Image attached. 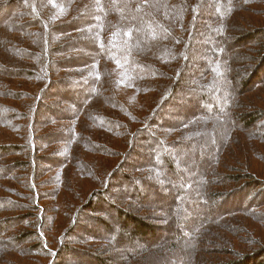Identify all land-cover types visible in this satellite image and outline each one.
Wrapping results in <instances>:
<instances>
[{"label":"rangeland","instance_id":"obj_1","mask_svg":"<svg viewBox=\"0 0 264 264\" xmlns=\"http://www.w3.org/2000/svg\"><path fill=\"white\" fill-rule=\"evenodd\" d=\"M171 1H151L149 15L161 21H171L174 10L182 3L181 0ZM72 2L73 16L81 9L79 14L84 16L82 24L85 26H94L99 19L105 20L113 12L109 0L101 3L97 11L87 6V1L80 7L75 6L74 0ZM131 2L127 6L129 10L136 5ZM221 2L233 8L235 15L231 24L228 19L213 16L205 25L208 28L215 24L218 30H221L220 26L223 28L218 43L224 52L214 56L220 57L230 72L221 82L220 92L221 96L229 95L228 109L214 110L210 116L215 119L208 123H201V119L191 120L204 114L199 112L200 104H203L200 96L214 93L206 86V75L201 70L210 55L200 58L204 63L197 59L192 65H187L180 88L167 98V103L181 104L183 113L166 117L172 112L167 104L160 113L158 108L155 115L158 114L149 123L141 121L137 126V123L126 119L130 128L131 125L138 128L135 132L131 128L130 136H116L112 131L93 124L96 113L107 115L109 122L118 118L124 121L125 117L121 112L108 108L104 98L89 94L88 83L77 87L74 94L71 91L74 105L79 104L81 97L93 101L85 107V114L77 126L65 117L55 120L54 126L49 120L57 113L51 109H47V113L52 114H47L50 119L41 120L42 139L36 137L39 151L35 152L34 162L43 168V173L40 180L35 179V182L39 180L35 183L39 195L34 204L36 207L26 196L13 195L4 189L6 185L22 190L23 171L16 165L10 167L8 163L25 157L17 153H0V163L6 166L0 172V221L14 217L13 223L17 225H12L11 232L22 228L29 234L34 230L30 224L39 219H33V216L38 214L51 242L45 246L38 237L43 253L35 255L29 249L39 242L31 233L23 242L0 247V264H264V32L256 36L252 33L264 30V0ZM8 10L0 9V27L9 26L14 19L17 8L8 7ZM131 16L135 17L127 13L128 21L119 20L121 24L135 25L136 31L140 32L133 49L139 57L145 56L149 62L158 64L156 56L146 45L158 48L161 40L154 35L149 37L148 24H139ZM77 26L73 25V28ZM92 33L90 29L62 36L65 42L63 51L75 54L81 50L87 56L83 64L73 68L93 62L97 52ZM55 36L62 38L58 34ZM18 38L14 37V41ZM185 42L183 38L180 44L185 45ZM187 44L193 46L190 41ZM211 47L208 44L207 50ZM39 49L35 48L36 51ZM0 63L14 69H25L32 60L27 56L17 60L1 45ZM162 68L169 71V67ZM94 69L90 66L81 70L82 73L78 69H70L72 71L59 74L73 80L87 76L89 81ZM8 71L9 77L1 76V79L6 90L11 89L17 95L15 98L3 97V100L21 110L28 109L43 83L35 84L19 70ZM102 82L104 86L108 85L109 95L118 94L110 85L111 79L104 78ZM171 82L174 83L171 78L164 79L158 91L153 87L151 95L155 97L147 102L149 108L157 106L159 95L168 90ZM230 85L233 87L228 94ZM235 85L240 95L237 106ZM60 86L62 89L66 85L45 87L41 99L66 115L63 108H70L65 103L69 98L65 94L68 90L62 89L67 91L62 97L58 91ZM199 87L202 89L197 92ZM28 91L32 94H26L25 99L18 97ZM193 91L199 95L197 102L190 100L189 93ZM104 95L107 96L106 93ZM137 112L140 116L145 114L140 109ZM244 114L251 115V121ZM75 126L79 135L74 140L73 134L66 137L65 130L70 129L73 133ZM158 136L160 145L156 146V139L151 137ZM0 143L14 147L21 141L0 127ZM163 146L169 148L172 169L176 173L163 171L158 165L157 156ZM138 178H145L146 182H138ZM95 191L102 192L101 199H93ZM23 192L27 191L24 189ZM188 193L194 199H189ZM134 196L140 201H135ZM180 209L186 213L179 214ZM25 212L29 217L22 219ZM113 237L118 238L112 241ZM129 245L145 246L146 249L132 257L127 254Z\"/></svg>","mask_w":264,"mask_h":264},{"label":"trees","instance_id":"obj_2","mask_svg":"<svg viewBox=\"0 0 264 264\" xmlns=\"http://www.w3.org/2000/svg\"><path fill=\"white\" fill-rule=\"evenodd\" d=\"M85 1H87V6L89 5L90 8L92 7L94 11H97L100 4L105 0H74V4L76 7H80V4ZM109 1L112 2V5L109 7L113 9V14L111 13V15L106 16L105 18L107 19L105 20L99 19L97 21L98 23L94 26H85L82 24V17L84 16L79 14L81 9L73 16L72 0H0V9L8 10V7L13 6L17 8V10H15L16 13L14 12L13 14L14 19L9 26L0 27V46L3 45L5 50L9 52L10 55L17 58V60H23L25 56L30 57V60H32L31 65L25 69H14L5 63H0V127L17 136L21 141V144L14 147L8 143H0V153L5 152L7 155H10V153H17L25 157L24 160H12L11 163H8L10 167L11 165H16L23 171V179L25 180L22 190L6 185H4V189L13 195L26 196L25 198L29 200V203L33 204V207H36L34 204L39 199L37 185L35 183L39 182L43 173V168L41 166H36L34 162V158H36L34 157L35 152L37 150L39 151L36 145V139H42L40 133V126L42 125L41 120L49 118L47 117V114H49L47 113V109H51L57 113V115L53 114L51 119L49 118L50 123L54 126L56 124L55 120L63 119V117H65L69 123L74 121L73 125L75 124L77 126L76 123H79V119L85 114V107L89 102L93 101V99L90 100L86 97H81L79 99V104L82 106L77 103L74 105L75 102H72L73 96H71L70 92L73 91L74 94L76 92L75 89L80 87V85L88 83L86 85L89 86V94H97L104 98L108 108L117 113L121 112L125 117L124 121L118 118L115 121L112 120L109 122L110 120L107 115L96 113L93 124L97 125L100 129L112 131L116 136H126L127 134L130 136L132 125L130 128L128 126L130 124H127L128 122L126 119L132 123H137V126L139 124L138 122L141 121L149 123L151 118L154 120L156 115L160 113L167 104L172 108V112L166 117H172L173 113H181V111L183 113L181 104H173L170 101L167 103V98L171 93L173 96V93H176L180 88L179 83L182 81V78L185 77L184 70L186 66L192 65L195 60L203 56L209 57L210 55V58L206 60V64L203 62L204 60L200 59V61L204 63L203 68L200 67L202 72L206 75V86L210 87L211 91H214V93L210 92V94L207 95L204 93V96H200L203 104H200L202 106H200L199 112L204 114L201 116L196 115V110V116L191 120L196 122L201 119L203 120L201 123H208L215 119L210 116L214 110H222V107L225 110L228 109L226 102L229 100V95H226V93L225 96H221L220 92L222 91L221 82L227 79L230 72L227 69V64L223 61L221 62L220 57L214 56L216 53L221 54V52H224L223 46L218 43V39L222 38L221 31H223V28L220 26L221 30H218L215 24L207 28L205 22L212 19L213 16H219L222 20L228 19V23L230 22L231 24V19L235 15L232 7H228L221 2V0L217 2L216 0H181L182 3L176 7L177 9L176 11L174 10L172 15L173 19H171V21H175V23L172 24L169 19L161 21L155 16L149 15L150 11L148 9L153 0ZM131 1L135 2L136 5L135 8L129 10L127 6L131 5ZM57 13L59 16H56ZM127 13L128 15L131 13V15L135 16L134 18L131 16V18L135 19L139 24H144V22L148 24L149 37L154 35L161 40L158 48H154V46L149 44L146 45L147 49L151 50L156 56L158 64L149 62L145 56L139 57L138 53L133 49L134 45L137 43V38L140 36V32L138 30L136 31L137 28H135L133 24L129 26L120 23L119 19L127 20ZM73 25L78 26L73 28ZM203 28H205L204 32L201 31ZM65 29H69L67 30L68 32H62V30ZM90 29L93 32L92 40L96 45V57L93 56L94 59L91 65L73 68L77 67L79 64H83L87 56H85L84 52L81 50L75 54H68V52L63 51V43L65 42L62 36L69 35L73 33V31L83 32ZM263 32L264 30L258 29L254 30L252 33L256 36ZM56 34L60 35L62 38H58L55 36ZM14 37L19 38L14 41ZM183 38L186 39L185 45L184 43L180 44ZM214 40L216 42H213ZM188 41L192 42V47H189V44H187ZM208 44L212 45L210 50H207ZM36 47L40 48L39 51L35 50ZM172 65L176 66L172 67ZM90 66H93L95 69L91 73L89 81L87 80V76L73 80L68 77H62L63 75L61 76L59 74L61 71L70 69H78V72L82 73L81 70H85ZM162 66L169 67V71L163 69ZM9 69L19 70L18 72L25 75L32 82H36L35 84L43 83V87L35 95L28 109L23 108L21 110L20 107L8 104L3 100V97L15 98L14 96L17 95V92L11 89L6 90L5 82L1 79V76L9 77ZM104 78L111 79L110 85L112 89H116L118 94L116 92L111 95L108 94V85L104 86L102 82ZM169 78H171L174 83L171 82L172 84L169 86L168 90L164 92L163 95H159L157 106L155 108H149V103L147 102L153 101L155 97L151 95V93L154 92L153 87L157 90V88L163 84V80ZM58 84L66 85L62 87V89L67 88L68 90V92L63 91L61 86L58 87V91L62 97H65V94L69 96L65 103L69 105L70 108H63L66 115L63 114V111L51 108L47 103H44V101L42 102L41 99L45 87L49 85L50 87H55V85ZM232 87L233 85L228 86V94L231 92ZM201 89L202 88L199 87L197 92H200ZM104 93H106L107 96L104 95ZM26 94L31 95L32 93L29 91L23 92V94H19L18 97L25 99V97H27ZM189 95L190 100L192 99L197 102V98L199 97L198 93L193 91L189 93ZM239 96V90L237 85H235V106H237ZM75 99H77L76 95ZM158 108L161 109L159 112ZM138 109L144 111L145 114L140 116L137 112ZM156 111L158 113L155 115ZM192 114H194V112L191 113V116ZM250 116L244 114V117H248V121H251ZM76 126L73 129V133L70 129L65 130L66 137L73 134L74 140L75 137L79 135ZM132 129L133 132L138 130L137 127ZM151 138L152 140L156 139V146L160 145L159 136ZM168 149L167 146H163L161 151H159L160 153L157 156L159 158L158 165L163 171L172 173L173 159ZM37 153L39 154L40 152ZM41 159L42 158H37V160ZM4 167L6 166L0 163V172L4 170ZM9 175L12 176V173H9ZM36 178L39 180L37 179L35 182ZM144 181L146 182L145 178H138V182L143 183ZM24 189L27 192H23ZM139 191L143 192L142 189H139ZM139 191L136 192L139 193ZM142 194L144 195V193ZM101 195L102 192L100 191L92 193L93 199H101ZM179 195L182 197L180 193ZM186 196L189 199H194L189 193L188 195L186 194ZM134 200L136 201L137 198ZM8 202L9 201H6V203ZM180 211L179 214L186 213L182 212L183 210L181 209ZM37 216L38 214L33 216L35 217L33 219H39L38 222H32L30 224V227L34 230L29 234H26L25 230L22 228L11 232L14 227L12 225H17L13 223L14 220H16L14 217L8 218L7 220L4 219L6 221H0V247L6 248L7 244L12 242H23L28 239V235L31 233L37 238L40 237L43 245H51L42 226L43 220ZM22 217V219H24L29 216L27 212H25ZM136 222L138 225V221ZM24 225H26V222H24ZM40 230H42L43 235L40 233ZM40 238L37 239L39 243L33 244L29 249V251L35 255L43 253ZM117 238L118 237H113L112 241ZM145 249V246L136 247L134 245H129L127 246V254L134 257L137 252H144Z\"/></svg>","mask_w":264,"mask_h":264}]
</instances>
